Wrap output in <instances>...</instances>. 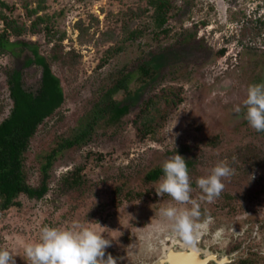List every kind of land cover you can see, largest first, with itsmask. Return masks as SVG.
<instances>
[{"label": "rangeland", "instance_id": "374dc122", "mask_svg": "<svg viewBox=\"0 0 264 264\" xmlns=\"http://www.w3.org/2000/svg\"><path fill=\"white\" fill-rule=\"evenodd\" d=\"M4 1L30 23L33 16H25V0ZM27 1L29 7L37 4V0ZM146 1L44 0L38 14L50 17L49 29L18 37L29 47L22 48L17 58L0 51V120L9 104L6 70L20 67L26 89L38 85L40 66L23 63L28 49L36 48L49 58L69 49L78 54L74 64L47 58L65 99L31 137L26 173L33 184L44 153L92 111L119 69L131 71L127 77L131 92L114 94L129 107L119 124L107 129L96 125L87 142L63 149L50 167L46 194L40 199L20 197L19 207L0 214V247L12 252L15 260L22 257L26 263L25 246L39 242L44 226L82 225L110 240L105 259L110 254L120 264L150 262L160 251L163 234L174 231L161 210L191 208L167 194L158 197L157 182L144 180L150 167L176 153L191 161L190 196L200 211L193 234L205 229L208 233L201 243L207 246L222 231L219 246L225 252L233 220L239 226L236 233L246 223L259 224L253 242L263 255L264 132L249 126L242 102L249 85L264 83V0H173L162 27L165 31L151 29ZM136 27H143L142 33L126 39ZM170 49L177 55L160 63L154 79L134 81L138 64L151 62L154 55L162 58ZM165 86L178 87L180 101L155 133L142 136L132 122L135 111L148 95ZM236 106L241 107L240 113L234 111ZM221 163L232 168L233 175L223 180L221 194L209 202L196 181ZM76 168L82 181L68 188L64 174ZM256 264L264 260L257 259Z\"/></svg>", "mask_w": 264, "mask_h": 264}, {"label": "trees", "instance_id": "16d2710c", "mask_svg": "<svg viewBox=\"0 0 264 264\" xmlns=\"http://www.w3.org/2000/svg\"><path fill=\"white\" fill-rule=\"evenodd\" d=\"M43 1L37 0L34 7H29V1L27 0L22 3L25 16H33L30 23L26 24L19 18V15L13 13L14 6L12 4L0 0V51L7 52L17 58L22 48L29 47L28 41L18 37L26 32L36 33L43 29H49L50 17L46 13L38 14L39 11L44 9ZM146 2L148 10H150L151 29L154 31L163 30L162 27L167 19L168 12L172 9L173 0H147ZM131 13L136 14V12ZM141 28L143 27H136L129 31L125 38L140 35L142 33ZM78 29L79 31L83 30L81 26H78ZM106 34L110 35L112 33L106 32ZM11 36L16 38L11 39ZM28 50L29 53L23 59L24 65L33 63L41 68L40 79L34 90L23 87L20 67L13 66L4 73L9 104L7 114L0 120V189L6 193L7 197L20 189L18 186V180L21 178L20 167L31 137L40 123L52 115L65 99L60 79L53 73L47 58L49 60L57 59L61 63L74 64L78 55L73 49H69L63 54L52 53L49 58L39 54L36 48ZM174 55H177V52L170 49L164 53L162 58L154 55L150 59L151 62L138 64L134 81L144 83L154 79L157 69L161 65L160 63L170 60ZM130 73V69H119L117 71L115 77L109 82L108 88L98 95L99 97L96 99L92 111H89L87 116L79 121L78 125L71 131V136L65 139L64 145L60 143L59 147L50 149L45 156V164L49 166L63 148L70 145H82L87 142L96 125L104 126L107 129L108 127H116L119 124L120 119L128 113L129 107L114 94L120 90L126 95L131 92L128 85L129 79L127 78ZM178 92V87L165 86L152 92L144 99L143 104L135 111L132 119L140 135H152L158 130L172 108L180 101ZM186 163L188 167L191 165L190 160H186ZM162 164L163 162L150 167L146 171V179L154 180L163 176ZM65 178L70 187L79 185L82 181L78 168L70 171V174ZM45 190V185H42L39 189L26 186L29 197L38 198Z\"/></svg>", "mask_w": 264, "mask_h": 264}, {"label": "clouds", "instance_id": "9594fccd", "mask_svg": "<svg viewBox=\"0 0 264 264\" xmlns=\"http://www.w3.org/2000/svg\"><path fill=\"white\" fill-rule=\"evenodd\" d=\"M246 110L244 119L256 132H264V83L251 84L247 88L246 98L242 102ZM234 111L241 112L236 106ZM163 176L157 182L155 192L158 197L170 196L181 205L191 204V208L168 207L161 210L174 231L185 241L194 239V219L200 216L199 205L191 199V182L186 159L175 154L162 164ZM233 169L227 164H217L206 176H201L196 183L211 202L219 197L224 189L223 180L233 175ZM110 240L103 233L74 225L68 229L44 226L40 230L39 242L25 246L27 264H116L110 254L105 259V249ZM0 264H15V255L9 250L0 249Z\"/></svg>", "mask_w": 264, "mask_h": 264}, {"label": "flooded vegetation", "instance_id": "af4514ba", "mask_svg": "<svg viewBox=\"0 0 264 264\" xmlns=\"http://www.w3.org/2000/svg\"><path fill=\"white\" fill-rule=\"evenodd\" d=\"M70 136L71 133L69 135H66L65 137H60V139L57 140L54 146H52L51 148L59 147L60 143L64 145L65 139ZM71 146L78 145H70L63 149H66ZM28 148L24 152L23 160L20 167L21 178L18 180V186L20 188L19 191H14L10 197H7L6 193L0 189V214H3L2 212L7 211L9 208L19 207L21 205L20 197H26L29 199H40L46 194L49 189L50 167H52L55 159L48 166L47 164H45V156L49 153L51 148L44 153L43 157L39 162V178L34 184L28 180L26 173V152L28 151ZM59 153L60 152H58L57 156L59 155ZM190 167L191 165L188 167V170L190 169ZM69 174L70 171H67L64 175L66 177ZM161 177L162 176L157 177L154 180H149L146 179V172L144 173V180L146 182H158ZM42 185L46 186V190L40 197L35 198L29 197L27 195L28 193L26 192V186L30 188L39 189V187H41ZM66 186H68V188H71L67 182ZM231 224H233L232 229L227 234L228 236L224 243L225 252H221L222 247L219 246V243H221L222 241V231H218V233L214 235L213 242H211L207 246L201 243L202 235L208 233L203 228H200L201 232L199 231V233L194 234V239L192 242L185 241L183 237L180 238L175 231H167L163 234V237L160 239L161 244L158 255L146 264H189V261H191L193 258L194 260H196L195 264H256L257 259L264 260V253L262 255V253L257 247L259 245H255L253 242L254 239L258 236L260 225L255 224L253 226H248V223H246V226L240 232L236 233L235 229H237L239 226L234 223V220L231 222ZM215 227L216 225L211 228L215 230ZM237 238L239 239L237 240ZM0 249H4V247H0ZM184 251L185 253L190 254L191 256H185L184 253H182ZM21 258L22 257H20V260L18 261L15 260V264H27V261L25 263V261H23V259L21 260ZM116 264H120L118 259H116Z\"/></svg>", "mask_w": 264, "mask_h": 264}, {"label": "bare ground", "instance_id": "6f19581e", "mask_svg": "<svg viewBox=\"0 0 264 264\" xmlns=\"http://www.w3.org/2000/svg\"><path fill=\"white\" fill-rule=\"evenodd\" d=\"M182 253H184L185 256H188V257L191 256L190 254L185 253V251ZM195 262H196V260H194V258H193L191 261H189V264H195Z\"/></svg>", "mask_w": 264, "mask_h": 264}]
</instances>
